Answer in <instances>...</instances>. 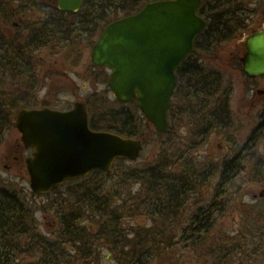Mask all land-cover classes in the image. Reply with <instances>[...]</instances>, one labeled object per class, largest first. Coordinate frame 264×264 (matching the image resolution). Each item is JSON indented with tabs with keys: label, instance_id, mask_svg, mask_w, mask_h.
I'll return each mask as SVG.
<instances>
[{
	"label": "trees",
	"instance_id": "16d2710c",
	"mask_svg": "<svg viewBox=\"0 0 264 264\" xmlns=\"http://www.w3.org/2000/svg\"><path fill=\"white\" fill-rule=\"evenodd\" d=\"M83 1V9L77 14L74 28L71 21L64 18V13L42 0H0V26L5 27V31L0 27V143L6 131L15 126L17 112L23 108H33L30 106L31 101L37 98L31 99L29 93L36 84H40L38 68L47 60L41 55L43 51H60V48L68 47L78 40L77 44L90 43L92 48L109 23L137 13L150 2ZM247 1L254 0H203L200 15L208 21V25L196 39L194 53L177 70L178 87L169 112L171 126L165 136L156 133L141 115L136 103L102 112L104 98L99 96L101 93L89 95L87 104L92 129L110 131L122 137L140 138L148 144L144 133L146 130L153 140L159 142V153L153 166L142 168L140 173L131 170L119 174L124 179L121 187L126 186L128 179L136 180L133 182L141 184V191L147 192L146 198L138 199L134 195L131 199L122 200L110 198L107 194L101 195L100 188L102 184L106 185L107 177L95 172L80 182L84 190L80 197L77 194L76 197L85 202L87 212L84 213H91L93 220L105 217L106 211L111 210V222L96 220L98 232L93 235L84 223L79 222V206L82 204L71 205L68 213L64 212L61 204V207H57L61 221L54 234L57 240H54L38 231L34 219L35 209L27 200L26 192L0 178V264H98L91 260L92 257L83 260V256L89 251L88 254H94L93 248L97 245L92 244L94 241L100 243L101 240L112 239L115 225L117 231L123 228L121 208H126V211L129 209L134 214L145 210L148 212L145 214L158 218L154 220L155 234H150L153 240L140 237L142 232L135 230L136 238L141 241V250L136 245L118 250V264H129L136 258L139 262L134 264H147V260L156 255L153 245L156 247L157 243L154 241L161 238V244L193 247L199 251L200 258L205 256L210 259L214 256L219 264H226L229 260L231 252L225 249L227 245L232 248L231 251L242 256L237 258L235 264H264V198L254 204L240 203L241 207L229 208L231 212L237 210L241 216L243 228L240 231L229 237L227 232L220 236L214 234L219 221L227 214L220 198L235 188L240 174L238 163H231L245 159L263 160L257 151L260 139L256 136L243 143L232 159L223 158L218 167L212 160L199 161L201 157L198 156L210 135L223 137L228 143L235 140V133L240 132L231 107L235 88L232 74H237L241 80H251L246 78L240 58L245 52L243 35L257 30L252 28L257 13V9H254L256 4L250 5ZM39 15H49L51 18L32 19ZM233 41L236 45L235 50L231 51ZM214 64L220 67L211 69L209 65L215 67ZM99 111L100 115L94 116ZM176 126L187 129V141L184 144L176 138L173 131ZM123 164L125 162L118 161L113 173L118 174L123 170ZM217 172L215 197L208 206H198L193 214H185L182 207L181 214H174L178 209L177 202L183 203L190 194H203L204 185L207 183L209 187ZM120 188L116 190L120 192ZM30 195L40 196L32 192ZM114 201L116 203L112 204ZM175 215H182L181 229L168 233L170 231L166 228L170 220L176 221L170 223L173 226L178 224V216ZM142 255H146L144 260Z\"/></svg>",
	"mask_w": 264,
	"mask_h": 264
},
{
	"label": "water",
	"instance_id": "95a60500",
	"mask_svg": "<svg viewBox=\"0 0 264 264\" xmlns=\"http://www.w3.org/2000/svg\"><path fill=\"white\" fill-rule=\"evenodd\" d=\"M82 0H60L59 7L74 12ZM202 0H157L135 14L111 22L95 42L94 67L111 73L108 84L124 104L135 102L159 135L168 131V113L178 86L176 70L194 52L195 40L207 27L199 10ZM241 58L249 78L264 76V29L245 39ZM88 107L75 103L69 111L23 109L16 127L34 154L27 160L31 190L48 194L65 181L100 171L107 176L117 160L136 161L143 152L140 139L108 131H93Z\"/></svg>",
	"mask_w": 264,
	"mask_h": 264
},
{
	"label": "rangeland",
	"instance_id": "374dc122",
	"mask_svg": "<svg viewBox=\"0 0 264 264\" xmlns=\"http://www.w3.org/2000/svg\"><path fill=\"white\" fill-rule=\"evenodd\" d=\"M146 1H154V0H146ZM210 1V0H209ZM213 1V0H211ZM246 2V1H244ZM252 5L251 3L256 4L255 10L257 9V13L254 16V23L252 28H259L261 26V23L263 22L264 17V0H254V1H247ZM246 4V3H244ZM249 5V4H248ZM32 19H34L32 17ZM104 27V26H103ZM248 34L243 35L244 40L245 37ZM78 41H75V43L69 45L68 47L60 48L59 54H57L54 51H43L42 56L45 57L46 62L44 65L40 68H38V74L40 75V80L43 79V77L50 75V78H48L47 82H54L53 84L49 83V86L42 85V82L40 84H36V86L30 91L29 95L31 99L37 98L33 101H31L32 104L30 106L34 108H41L44 106H50L55 109L60 110H68L73 107L74 103L77 102V99H83L88 94L92 92H100L103 96V103L102 108L100 111H110L112 109H120L122 104L117 101L115 98L113 92L110 90L108 84V76L105 72H102L99 74V81L96 78V75L91 73L90 70V53H91V47L89 46L90 43L77 44ZM80 45V46H78ZM236 42H231L230 50L234 51ZM82 48V58L81 61L78 60L80 56H78L76 51H73L72 48ZM70 53V54H68ZM76 58V63L79 64L80 67H76L77 65H74V60ZM209 65L211 69H216V67H220L219 64ZM224 67V65L222 66ZM220 70V69H219ZM231 74V73H230ZM232 79L235 82V88H234V96L231 103V107L233 110V113L235 115V121H240L241 125L238 123L240 127V132L235 133V139H239L241 145L244 143L245 139L250 134H253V130L255 128L257 129V126L260 122V116L259 113L261 112L260 108L258 106L264 102L262 100L261 96L263 95H257L256 92L258 89L263 88L264 89V77L263 78H257L254 80H241L242 78L239 77L237 74H232ZM94 79V80H93ZM260 97V98H259ZM250 98H254L250 100ZM30 108V107H27ZM99 113H95L94 116L100 115ZM171 119V118H170ZM171 126V124H170ZM175 135L177 140L181 143V141L184 142L187 141V129L185 127H178L174 128ZM18 130L15 127H12L8 131H6L2 142L0 143V178H3L7 180L9 183L14 184L15 188L23 189L26 192L27 200L32 204V206L35 209L34 212V219L37 224L38 231L48 236L50 239H56L55 232L59 227L60 216L57 212V207H61L63 205L64 212L68 213L71 210V205L82 204L79 206L81 210V214L79 215V222L84 223L87 229H89V232L93 235L97 234L98 232V226L97 221L101 219L105 223L111 222V216L110 211H106L105 217L96 218V220H93L94 218L91 217V213H84L87 212V209L85 208L86 205L85 202H81V199H78L76 196L78 195L80 197V194L84 188L80 187L83 186L81 181H73L66 183L65 185L59 187L56 191L51 192L48 195H40V196H31L30 192V178L29 174L27 173H16L6 167L7 164H9L7 161L4 160V154L8 153V148L11 146V144L14 142V140L18 137ZM144 133L146 134V138L148 140V144L145 143V148L142 153V156L140 159L136 162H127L122 166L123 170L118 174H112L110 178H106V185L102 184V187L100 188L101 195H108L110 198L113 199H124L128 198L131 199V196L136 195L138 199H144L147 196V192L141 191V184L136 183L133 181L136 180H126L129 182H125L126 186H120L124 181V179H121L120 173H128L131 170L136 173H140L142 171V168H146L149 165L154 164L156 157L159 153V142H156V140H153L152 135H148L146 130H144ZM174 137V136H173ZM234 137V136H233ZM226 138V136L224 137ZM264 140V139H263ZM262 141V140H261ZM225 141L223 140V137L219 138L216 135H210L207 138L206 144L204 145L202 151L198 153V156L201 157L200 160L207 161L212 160L216 165L215 167L219 166V163L221 160L228 155V149L225 145ZM259 156L262 157L264 161V142H260L258 144L257 148ZM234 154V153H233ZM233 154H230L231 157ZM125 168V169H124ZM173 172V171H172ZM219 172L215 173L213 177H215L213 180H211L212 184H210L209 187L204 185L203 188V194L199 193L196 194L195 202L197 203V206L204 205L208 203L214 194V188L217 184V177ZM179 176V175H178ZM261 179H254L252 177H245V175H242V177L237 181V184H235V188L233 190H239L238 195L246 196L244 198L246 204L254 203V195H259L264 190V168H263V175L261 176ZM135 179V178H134ZM121 187V188H120ZM120 188L121 191L119 192L118 189ZM76 191V192H75ZM77 194V195H76ZM127 196V197H126ZM79 200V201H78ZM243 200V202H244ZM118 201V200H116ZM116 201L112 202V204L116 203ZM138 202V200H136ZM205 202V203H203ZM203 203V204H202ZM62 204V205H61ZM139 204V203H138ZM70 209H69V208ZM85 208V209H84ZM237 208V207H236ZM131 210H127L126 208L120 209V214L122 216V229H119L117 232L115 231L114 234H112V239H104V241L101 240L99 243H95V241L92 244H97L94 248V254H84L83 260H87L85 258L92 257V261L97 262L98 264H118V260L116 259V256L118 255V250H126L127 248H132V246L136 245L139 250L142 245L140 244L141 241H139V238H136V232L140 231V237L145 236L149 240H153L152 233L155 232V225L154 220L158 217H154L155 215H149L145 214L148 213L147 211H142L140 214H134L133 212H130ZM235 212V211H234ZM234 212L228 211L226 214V217H222V219L219 221L217 228L214 230L215 236H220L223 233L227 234V236L234 235L237 231H240L243 228V223L241 222V216L239 214H235ZM61 214V213H60ZM178 216V224L177 226H173L170 223H176L175 220H170L169 224L167 223L168 227L166 228L167 231H170L168 233H173V231L177 232L179 229H181L183 220L182 215H175ZM99 221V222H102ZM166 222V221H165ZM166 225V224H165ZM166 225V226H167ZM180 227V228H179ZM151 232V230H153ZM155 234V233H154ZM153 234V236H154ZM107 235H105L106 237ZM161 238V237H160ZM106 240V241H105ZM162 238L160 240H155L154 243L156 247L155 248V257L150 258L151 260H147V264H219L217 259L213 256L210 259L205 258L203 254H205L206 251L202 252L201 255L204 256V258H200L199 251L193 249L192 247H188L187 249H180L184 252V258L182 260H174L171 259L173 253L177 249L176 246L173 244L172 247H169L167 245L162 243ZM159 242V244H158ZM165 242V241H164ZM83 244H90L89 243H83ZM171 245V244H170ZM136 247V248H137ZM232 247V245H231ZM231 254H229L226 264H235V261L237 258L242 257L239 253L231 251L232 248H230L229 245L225 247ZM143 260L146 258V255H142ZM82 257V256H81ZM199 258V261L196 260V258ZM132 260L129 264H134L139 261ZM150 261V262H149ZM125 263V262H124ZM128 264V262H126ZM139 264V263H138Z\"/></svg>",
	"mask_w": 264,
	"mask_h": 264
},
{
	"label": "flooded vegetation",
	"instance_id": "af4514ba",
	"mask_svg": "<svg viewBox=\"0 0 264 264\" xmlns=\"http://www.w3.org/2000/svg\"><path fill=\"white\" fill-rule=\"evenodd\" d=\"M42 1L46 5L54 8V9L59 10L60 13H64L66 15V16H64V18L67 19V20H70L72 25H73V27L76 28L75 27V24H76L75 22H76L77 14L83 9V5L77 11L65 12V11H62L60 9V7H59L60 0H42ZM33 18H35L34 20H44V19H49L51 17L49 15H39V16H34ZM3 26H0V27L2 28L3 31H5V27H3ZM263 29H264V19H263V22L261 23V26L257 30H263ZM244 45H245V43H244ZM72 50L77 52L76 54L78 56H80L78 58V60L81 61V58H82L81 55L83 54L82 53V51H83L82 48H75L74 47V48H72ZM54 52L59 54V51L56 50V49L54 50ZM245 53H246V46H245V52L243 53V56H244ZM68 54H70V53H68ZM243 56H241V58ZM79 64H81V63H76V58H75L74 65H77L76 67L79 68L80 67ZM90 70H91V73H93V75L94 74L95 75L98 74V75H96V78L94 77V79L95 80L97 79V81H99V74L100 73L105 72L107 74L109 72L107 68L94 67L92 65L91 60H90ZM107 76H108V74H107ZM263 77L264 76L258 77V78H263ZM48 78H50V75H47V76L43 77L42 80H40V82H42V85L44 84V86L45 85L49 86L48 85L49 83H51V84L54 83V82H47ZM254 79H257V78H254ZM254 79H251V80H254ZM97 92L98 91H96V93ZM93 93H95V92H92V93L88 94L83 99L79 98V99H77V101H85L87 103L89 95H92ZM256 94L257 95H263V96H261V98H262V100H264V89L263 88L258 89ZM252 99H254V98H250V100H252ZM44 107H47V105L44 106ZM258 108H260V110H261V112L259 113V116H260L259 125L257 126V129L255 128V130H253V134H250L247 137V139H245L244 143H246L249 140H252V138H256V136L260 139V140H258L259 143L262 142V141L264 142V140H263L264 139V102L261 103L258 106ZM237 122L241 125L240 121H237ZM235 140L233 139L232 141H228V143H227V141L224 140L225 143H226L225 145H226V147L228 149V152H227L228 155L225 158L232 159L234 157L235 153H237V151L241 150V147H242L243 144L241 145V143L239 142L240 141L239 139L236 142H235ZM34 151H35L34 148H32V147L27 148L26 147V145L22 141V134L20 132H18V137L14 140V142L8 148V153L4 154V160L9 163V164L6 165V167L8 169L16 172V173H27L28 172L27 160L30 157H32V155L34 154ZM230 154H233L232 157H231ZM222 162L223 161H221L220 163H222ZM237 163L240 166V170H239L240 174L238 176L239 177L238 180L242 177V175H245V177H252L254 179H261L262 180L261 176L263 175V168H264V161L263 160H261V161H253L252 159H248V160L245 159V160H241V161L232 162L231 165H233V164L236 165ZM89 177H87V178H89ZM87 178H85V179H87ZM235 184H237V182ZM238 194H239V190L230 189L227 196H224V197L220 198V201L223 202V204L225 205V209L227 210V212L229 211V208L232 207V206L233 207L234 206H237V207L240 206L241 207V205H247L245 200H244V198L246 196L238 195ZM195 196H196V194H190L188 196L189 198H187L186 201H184L183 203L182 202H177L176 206H177L178 209L174 212V214H181L182 213V209L184 210L185 214H193V213H195L198 210V206H197V203L195 202V198H194ZM214 197H215V193L213 194L212 199ZM262 198H264V190L259 195H254V199H255L254 201L255 202H257L258 200H260ZM243 200H244V202H243ZM210 201L208 203H206L204 205H200V206L201 207L208 206L211 203ZM203 203H205V202H203ZM240 203H242V204L240 205ZM254 203H251V204H254ZM180 208H182V209H180ZM234 213L237 214L238 211L235 210ZM116 230H117V225L114 226L113 234L115 233ZM172 246H173V244L169 245V247H172ZM175 246H176L177 249L173 253L171 259H173V261L174 260H176V261L182 260L184 258V255H182V254H184V252L181 251L180 249H187L188 246L186 245L184 247H181L178 244H175ZM196 260L199 261V258L197 257Z\"/></svg>",
	"mask_w": 264,
	"mask_h": 264
}]
</instances>
